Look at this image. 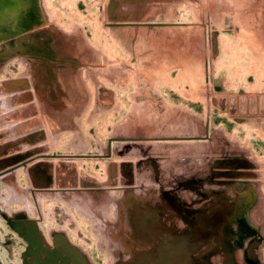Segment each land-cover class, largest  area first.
Here are the masks:
<instances>
[{
    "label": "rangeland",
    "instance_id": "obj_1",
    "mask_svg": "<svg viewBox=\"0 0 264 264\" xmlns=\"http://www.w3.org/2000/svg\"><path fill=\"white\" fill-rule=\"evenodd\" d=\"M29 3L0 34L2 261L264 264V0Z\"/></svg>",
    "mask_w": 264,
    "mask_h": 264
},
{
    "label": "flooded vegetation",
    "instance_id": "obj_2",
    "mask_svg": "<svg viewBox=\"0 0 264 264\" xmlns=\"http://www.w3.org/2000/svg\"><path fill=\"white\" fill-rule=\"evenodd\" d=\"M28 4H30L29 0H0V34L2 31H14L16 25L13 19L19 14V7H23V14H27V19L31 16ZM239 241V239H236V243H239Z\"/></svg>",
    "mask_w": 264,
    "mask_h": 264
},
{
    "label": "water",
    "instance_id": "obj_3",
    "mask_svg": "<svg viewBox=\"0 0 264 264\" xmlns=\"http://www.w3.org/2000/svg\"><path fill=\"white\" fill-rule=\"evenodd\" d=\"M39 261L42 262L43 264H56L57 260L55 259V257L52 256V254L50 255L49 252H45V256L44 258H39ZM79 263L80 264H84L82 258L79 259ZM0 264L1 260H0ZM59 264H68V261L66 258H61Z\"/></svg>",
    "mask_w": 264,
    "mask_h": 264
},
{
    "label": "crops",
    "instance_id": "obj_4",
    "mask_svg": "<svg viewBox=\"0 0 264 264\" xmlns=\"http://www.w3.org/2000/svg\"><path fill=\"white\" fill-rule=\"evenodd\" d=\"M242 260V261H241ZM241 260H239L238 258L236 259V262H238L239 264H240V262H242V264H246L245 262H246V259H245V257L244 256H242V259ZM237 263V264H238Z\"/></svg>",
    "mask_w": 264,
    "mask_h": 264
},
{
    "label": "bare ground",
    "instance_id": "obj_5",
    "mask_svg": "<svg viewBox=\"0 0 264 264\" xmlns=\"http://www.w3.org/2000/svg\"><path fill=\"white\" fill-rule=\"evenodd\" d=\"M2 3H3V2H2ZM19 60H20V59H19ZM17 62H18V61H17ZM20 62H21V61H20ZM29 76H30V75H29ZM1 258H2V254H1V252H0V260H1V263H2V264H6L5 262L2 261ZM11 264H18V263H17L16 261H13Z\"/></svg>",
    "mask_w": 264,
    "mask_h": 264
}]
</instances>
